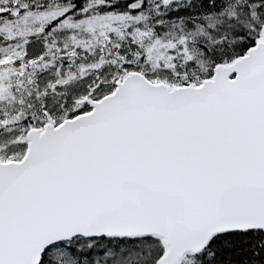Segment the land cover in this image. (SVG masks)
Listing matches in <instances>:
<instances>
[{
	"label": "snow or ice",
	"instance_id": "obj_1",
	"mask_svg": "<svg viewBox=\"0 0 264 264\" xmlns=\"http://www.w3.org/2000/svg\"><path fill=\"white\" fill-rule=\"evenodd\" d=\"M0 264H264V0H0Z\"/></svg>",
	"mask_w": 264,
	"mask_h": 264
}]
</instances>
